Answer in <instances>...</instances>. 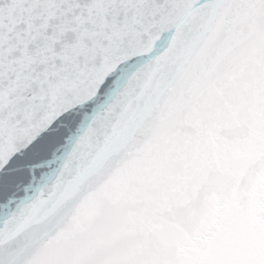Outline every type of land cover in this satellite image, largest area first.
I'll list each match as a JSON object with an SVG mask.
<instances>
[{"label": "snow or ice", "instance_id": "1", "mask_svg": "<svg viewBox=\"0 0 264 264\" xmlns=\"http://www.w3.org/2000/svg\"><path fill=\"white\" fill-rule=\"evenodd\" d=\"M249 41L264 94V0H0V264H264V95L202 104ZM225 200L253 251L155 242Z\"/></svg>", "mask_w": 264, "mask_h": 264}, {"label": "water", "instance_id": "2", "mask_svg": "<svg viewBox=\"0 0 264 264\" xmlns=\"http://www.w3.org/2000/svg\"><path fill=\"white\" fill-rule=\"evenodd\" d=\"M254 43L249 41L242 57L225 69L222 86L202 100V104H223L232 108L241 121H251L257 111L261 94L257 89L258 72L252 50ZM261 75H264L262 73ZM91 114L90 108L87 110ZM153 167L154 178L166 168ZM245 204L227 201L220 207H213L209 218L193 232L178 227L161 224L156 229V243L165 251H180L185 254L199 255L209 250L225 254H244L254 250L256 224L246 212ZM96 217L95 228L73 241L82 243L88 237L105 231L113 222L112 210L93 213ZM214 229V231H213Z\"/></svg>", "mask_w": 264, "mask_h": 264}]
</instances>
